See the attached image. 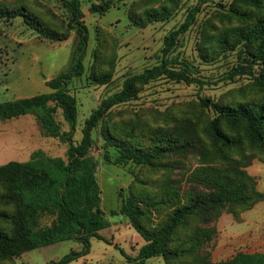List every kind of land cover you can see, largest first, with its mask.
<instances>
[{
    "label": "trees",
    "instance_id": "trees-1",
    "mask_svg": "<svg viewBox=\"0 0 264 264\" xmlns=\"http://www.w3.org/2000/svg\"><path fill=\"white\" fill-rule=\"evenodd\" d=\"M124 1L89 0L88 11L103 15ZM128 1L123 5L131 26L145 28L170 19L181 0ZM198 1L183 23L163 38L159 64L125 78L118 92L104 98L85 119L77 144L72 142L77 102L69 83L87 74L93 85L108 84L114 71V50L96 28V47L88 72L85 70L89 34L79 0H61L68 17L58 26L22 4H0V24L20 22L50 42H64L71 33L77 39L67 70L46 82L50 93L0 102V121L31 115L44 137L67 145L65 159L36 150L26 162L0 165V264L31 250L74 240L81 245L79 251L71 250L49 263L68 264L88 253L90 239L107 242L99 234L109 223L100 208L97 163L90 155L96 130L106 162L132 164L160 174L149 187L136 178L125 194L118 195L117 212L144 241L136 257L128 261L145 264L160 258L162 264H264V254L244 252L214 263L207 250L213 238L212 225L221 211L239 221L243 212L264 201L255 178L246 171L253 160L264 162V0H233L226 13L203 22L196 43L198 58L205 63L241 48L246 58L260 65L251 82L218 101L198 98L178 105V114L168 108L149 111V119L135 115L114 121L111 113L158 79L205 84L195 69L167 58L179 37L194 25L200 4L207 0ZM58 110L69 132H62L56 122ZM110 150L115 152L114 158ZM191 159L197 164L192 170V165L187 167ZM178 173L185 185L174 178ZM44 218L50 222L41 227Z\"/></svg>",
    "mask_w": 264,
    "mask_h": 264
},
{
    "label": "rangeland",
    "instance_id": "rangeland-1",
    "mask_svg": "<svg viewBox=\"0 0 264 264\" xmlns=\"http://www.w3.org/2000/svg\"><path fill=\"white\" fill-rule=\"evenodd\" d=\"M79 1L89 34L84 60L85 70L88 72L92 62L91 53L96 47V28L102 31L103 38L108 48L114 50L115 57L113 75L108 84L93 85L86 79L87 74L73 78L69 83L70 93L77 102L73 144L80 141L84 121L91 111L104 98L118 92L125 78L159 64L163 38L177 29L189 10L199 4L198 0H181L177 11L170 19L152 23L145 28H137L131 26L126 15V6L123 3L128 5V0L119 3L118 7L110 9L103 15H93L88 11L89 0ZM232 2L233 0H207L206 3L200 4V12L194 25L179 37L176 47L167 57L171 61L177 60L195 69L197 76L205 84L185 85L169 82L164 78L152 81L135 98L111 110L114 121L121 118L131 119L135 115L149 119L151 118L149 111L164 112L168 108L178 114V105L196 101L198 98L218 101L248 84L258 75L260 65L246 58L241 48L226 53L210 63L202 62L198 58L196 43L203 22L226 13ZM0 4L7 6L22 4L45 22L56 26L60 25L59 21H66L68 17L61 0H0ZM76 40L74 33H71L69 39L64 42H50L40 39L20 22L16 21L11 25L0 24V102L50 93L46 82L67 70ZM55 120L62 132H69L60 110L56 112ZM92 138L94 146L90 155L97 163L96 179L101 191L100 208L109 223V227L99 234L108 243L95 238L90 239L88 253L68 264H133L127 259L136 257L144 241L129 226L127 219L117 212L120 207L118 195L125 194L136 178L149 187L160 174L139 169L132 164L118 166L106 162L103 159L102 141L98 137V130L92 133ZM66 149L67 145L58 139L44 137L39 124L31 115L0 121V165L8 162H26L36 150L43 151L49 157L65 159ZM109 154L114 158L113 150H110ZM191 161L192 164H188L187 167L192 165V170L197 164L195 159ZM263 164L261 160H253L246 171L247 173L248 170L258 171ZM174 178L185 185L181 173ZM112 211L117 212L116 215H112ZM261 212L264 216V210ZM253 220L255 219L249 218L247 222L242 219L235 221L228 211L223 210L219 213L212 225L213 238L207 247L212 262H224L238 252L264 254V224L257 232L253 228L252 222H255ZM49 222V218H44L40 226H47ZM80 249L81 245L78 242L67 240L31 250L4 264H49L58 261L71 250ZM121 251L125 255L121 254ZM145 264H162V260L153 258L147 260Z\"/></svg>",
    "mask_w": 264,
    "mask_h": 264
},
{
    "label": "crops",
    "instance_id": "crops-1",
    "mask_svg": "<svg viewBox=\"0 0 264 264\" xmlns=\"http://www.w3.org/2000/svg\"><path fill=\"white\" fill-rule=\"evenodd\" d=\"M248 173L255 177L256 183H257V190L264 194V164L261 166V169H258V171H254V170H248ZM261 210H264V201L257 203L253 208H251L250 210L243 212L240 215V218L243 221H248V219H255L252 222L254 224L253 228H255L258 232L259 227L264 224L261 223L262 221H264V216L261 215L262 212ZM261 212V213H260ZM263 216V217H262ZM261 220V221H260ZM245 222V223H246ZM244 223V224H245Z\"/></svg>",
    "mask_w": 264,
    "mask_h": 264
}]
</instances>
